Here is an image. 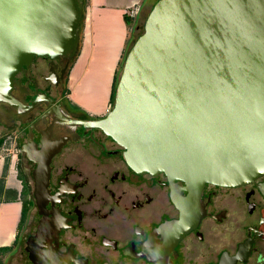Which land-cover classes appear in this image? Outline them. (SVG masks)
Listing matches in <instances>:
<instances>
[{
	"label": "water",
	"instance_id": "1",
	"mask_svg": "<svg viewBox=\"0 0 264 264\" xmlns=\"http://www.w3.org/2000/svg\"><path fill=\"white\" fill-rule=\"evenodd\" d=\"M83 10L82 0H0V101L32 109L12 99L14 76L35 56H73ZM85 126L121 147L135 173L164 174L170 188L183 182L199 194L263 178L264 0H157L110 111ZM24 150L37 163L41 211L53 152Z\"/></svg>",
	"mask_w": 264,
	"mask_h": 264
},
{
	"label": "flooded vegetation",
	"instance_id": "2",
	"mask_svg": "<svg viewBox=\"0 0 264 264\" xmlns=\"http://www.w3.org/2000/svg\"><path fill=\"white\" fill-rule=\"evenodd\" d=\"M78 55L35 56L14 76L12 99L32 109L0 101V147L17 148L20 194L30 202L16 264H264V177L196 194L183 182L170 188L164 174L135 173L121 147L85 126L107 113L69 98ZM111 96L112 88L109 107ZM29 144L53 152L41 211Z\"/></svg>",
	"mask_w": 264,
	"mask_h": 264
},
{
	"label": "crops",
	"instance_id": "3",
	"mask_svg": "<svg viewBox=\"0 0 264 264\" xmlns=\"http://www.w3.org/2000/svg\"><path fill=\"white\" fill-rule=\"evenodd\" d=\"M142 1L87 0L85 25L80 36L79 55L71 73L69 98L91 114L106 113L109 107L112 79L130 35L125 12ZM156 1L148 0L143 9L148 5L153 6ZM80 71L79 75L77 72ZM98 75L102 79L101 91L96 90ZM1 167L0 160V172ZM17 182L19 184L15 178V196L7 201H0V248H11L6 253L7 256L15 254V239L21 218V187ZM9 187L11 186H5L7 192L12 189Z\"/></svg>",
	"mask_w": 264,
	"mask_h": 264
},
{
	"label": "rangeland",
	"instance_id": "4",
	"mask_svg": "<svg viewBox=\"0 0 264 264\" xmlns=\"http://www.w3.org/2000/svg\"><path fill=\"white\" fill-rule=\"evenodd\" d=\"M82 1L84 2V10H83V19H82L81 26H80V36L83 32V28L85 25V17H86L85 16V12H86L85 5H87V0H82ZM143 1H142V3L140 2V3L135 4V5H133L127 9V10H130L132 8L138 9V13L136 15H134L133 17L128 16L126 14V16H128V20L130 21V23H129V28H130L129 34L130 35H129V40H128L127 46L125 48V52L123 53V56L121 57V60L119 62V65L117 66V70L115 72V75L112 79V84H111L112 93H113V90L116 86L117 80L120 76L122 65L124 62V58H125L128 50L130 49V47L134 43V41L142 33L145 19L148 15L149 11L151 10V7H152L151 5H148L143 9V5L145 6V4L147 3L148 0H143ZM77 73H79V75H80L81 71L77 72ZM98 76L99 77L96 80L97 81L96 82V90L101 91V88H103L102 84H101L102 79H101L100 75H98ZM16 149L17 148H15V146H13V144L4 145L3 147H0V160L2 161V167H1L2 169L0 172V189H2V191L0 193V201L9 200L13 196H15V189H14L15 188V178L18 179V181H19V184H18V182L16 184H18L20 186V183H21L20 180L22 179V177L20 174H17V169H16ZM5 186H11L9 188H12V189L8 190V192H12V193H6L7 190H5ZM20 199H22V201L24 199L28 200L29 197L27 195H24V196H21ZM20 202H21V200H20ZM28 220H29V214L27 212V214L25 215V218L21 222L19 232L24 233L25 231H27ZM21 229H23V230L21 231ZM21 236H22V234H21ZM0 257L2 260H4L3 264H16L15 254H13V253L11 255H8V256L3 255V253H0Z\"/></svg>",
	"mask_w": 264,
	"mask_h": 264
},
{
	"label": "trees",
	"instance_id": "5",
	"mask_svg": "<svg viewBox=\"0 0 264 264\" xmlns=\"http://www.w3.org/2000/svg\"><path fill=\"white\" fill-rule=\"evenodd\" d=\"M126 21H127L128 24L130 23V21L128 20V16L126 17ZM114 90H115V88H114ZM114 90H113V93H112V96H111V99H112L111 101L112 102H113ZM1 191H2V189H0V193H1ZM7 193H12V192H7ZM24 195H26V194H20V197L24 196ZM20 200H21V203H22V210H21V218H20L19 228H20L21 222L23 221V219L25 218V215L27 214V212L29 210V205H30L29 200H26V199H24L23 201H22V199H20ZM8 251H11V248H0V253H3V255H6V253ZM0 264H3V260L1 259V257H0Z\"/></svg>",
	"mask_w": 264,
	"mask_h": 264
},
{
	"label": "built area",
	"instance_id": "6",
	"mask_svg": "<svg viewBox=\"0 0 264 264\" xmlns=\"http://www.w3.org/2000/svg\"><path fill=\"white\" fill-rule=\"evenodd\" d=\"M138 13V9H130V10H127L126 12H125V14H127L128 16H131V17H133L134 15H136ZM111 109V107H108L107 108V110H106V113H108L109 112V110Z\"/></svg>",
	"mask_w": 264,
	"mask_h": 264
}]
</instances>
